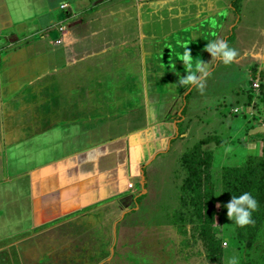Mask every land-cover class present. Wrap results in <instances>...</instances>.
<instances>
[{
  "label": "crops",
  "instance_id": "crops-1",
  "mask_svg": "<svg viewBox=\"0 0 264 264\" xmlns=\"http://www.w3.org/2000/svg\"><path fill=\"white\" fill-rule=\"evenodd\" d=\"M233 1L0 0V264H62L49 251L62 232L138 200L145 164L220 100L231 64L209 40L264 65V0ZM185 48L207 63L201 88L178 84Z\"/></svg>",
  "mask_w": 264,
  "mask_h": 264
},
{
  "label": "rangeland",
  "instance_id": "rangeland-1",
  "mask_svg": "<svg viewBox=\"0 0 264 264\" xmlns=\"http://www.w3.org/2000/svg\"><path fill=\"white\" fill-rule=\"evenodd\" d=\"M251 35L256 45L260 43L262 35L254 30ZM245 46H233L240 65L236 68L232 63L230 74L215 85L219 102L202 105L200 115L173 134L169 151L158 153L157 163L145 164L138 175L142 192L138 200L89 219L93 223L87 222L86 229L74 231L77 238L62 232L64 237L49 250L54 260L62 264H92L91 259L96 264L97 258V264H264V205L260 203L264 199V65L238 62ZM242 180H247L243 186ZM227 182H231L228 193H242L241 187H246L256 198L254 223L237 226L228 218L223 194ZM131 202L120 197L125 207ZM42 254L47 253H34L36 264L44 263ZM81 257L86 260L80 262Z\"/></svg>",
  "mask_w": 264,
  "mask_h": 264
},
{
  "label": "clouds",
  "instance_id": "clouds-1",
  "mask_svg": "<svg viewBox=\"0 0 264 264\" xmlns=\"http://www.w3.org/2000/svg\"><path fill=\"white\" fill-rule=\"evenodd\" d=\"M205 50L211 54L212 59H219L224 65H230L238 55L237 50L231 47L226 40H209ZM179 60L183 62L187 75L180 77V86L194 85L202 87V81L198 73L206 71L207 63L194 59L187 48L179 54ZM228 218L237 226H245L254 223L252 213L257 209L258 203L251 192L244 191L239 195H232L230 202L224 205Z\"/></svg>",
  "mask_w": 264,
  "mask_h": 264
},
{
  "label": "trees",
  "instance_id": "trees-1",
  "mask_svg": "<svg viewBox=\"0 0 264 264\" xmlns=\"http://www.w3.org/2000/svg\"><path fill=\"white\" fill-rule=\"evenodd\" d=\"M237 171V170H236ZM235 171V172H236ZM234 175H236V174H234ZM242 177H244V175H242ZM245 182H247V180H242L239 184H241L242 186H243V184L245 183ZM230 183L231 182H227V183H225V184H223V194H225V195H227V198H231V193H228L227 192V190H228V188H229V186H230ZM237 184H238V181H237ZM222 186V185H221ZM241 188H244L243 190L244 191H246V187H241ZM235 190L236 189H238V186H236L235 188H234ZM240 193H237L236 192V194L235 195H239ZM227 198H225L226 199V202L228 203V200H227ZM260 203H262V205H264V199H261L260 200Z\"/></svg>",
  "mask_w": 264,
  "mask_h": 264
},
{
  "label": "built area",
  "instance_id": "built-area-1",
  "mask_svg": "<svg viewBox=\"0 0 264 264\" xmlns=\"http://www.w3.org/2000/svg\"><path fill=\"white\" fill-rule=\"evenodd\" d=\"M65 5H63V7H64ZM60 40H58V42H59ZM253 85H254V87H256L257 86V83H253Z\"/></svg>",
  "mask_w": 264,
  "mask_h": 264
}]
</instances>
